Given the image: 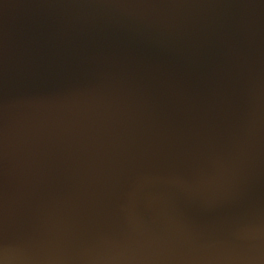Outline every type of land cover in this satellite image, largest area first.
I'll return each instance as SVG.
<instances>
[{
	"label": "water",
	"instance_id": "obj_1",
	"mask_svg": "<svg viewBox=\"0 0 264 264\" xmlns=\"http://www.w3.org/2000/svg\"><path fill=\"white\" fill-rule=\"evenodd\" d=\"M0 264H264V0H0Z\"/></svg>",
	"mask_w": 264,
	"mask_h": 264
}]
</instances>
